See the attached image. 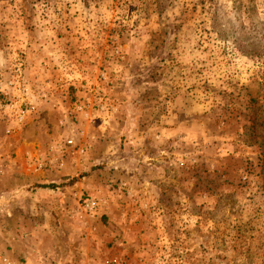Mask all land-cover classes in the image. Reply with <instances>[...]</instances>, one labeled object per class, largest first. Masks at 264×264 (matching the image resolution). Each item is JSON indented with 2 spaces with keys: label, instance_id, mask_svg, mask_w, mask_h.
<instances>
[{
  "label": "rangeland",
  "instance_id": "rangeland-1",
  "mask_svg": "<svg viewBox=\"0 0 264 264\" xmlns=\"http://www.w3.org/2000/svg\"><path fill=\"white\" fill-rule=\"evenodd\" d=\"M0 264H264V0H0Z\"/></svg>",
  "mask_w": 264,
  "mask_h": 264
},
{
  "label": "trees",
  "instance_id": "trees-1",
  "mask_svg": "<svg viewBox=\"0 0 264 264\" xmlns=\"http://www.w3.org/2000/svg\"><path fill=\"white\" fill-rule=\"evenodd\" d=\"M41 188H44V189H54V188H56V185H41Z\"/></svg>",
  "mask_w": 264,
  "mask_h": 264
}]
</instances>
